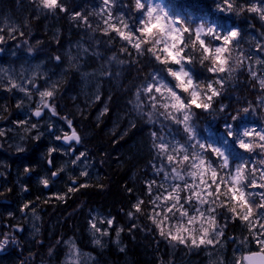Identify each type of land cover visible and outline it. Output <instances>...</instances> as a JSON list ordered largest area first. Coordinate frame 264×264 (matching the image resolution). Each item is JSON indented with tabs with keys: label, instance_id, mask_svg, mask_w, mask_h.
<instances>
[{
	"label": "trees",
	"instance_id": "16d2710c",
	"mask_svg": "<svg viewBox=\"0 0 264 264\" xmlns=\"http://www.w3.org/2000/svg\"><path fill=\"white\" fill-rule=\"evenodd\" d=\"M160 1L167 7L172 17L186 22L185 26H191V29L203 24L205 28L208 26L217 28L220 34H226L228 30L233 28L239 30L240 48L238 51H232V56L235 58L238 56V52H243L244 57L248 58L243 60V63L234 73L235 79L225 81L224 91L219 97L214 98L215 103L213 105L217 110L220 104H227L228 107L223 114L217 112L216 116H210L203 110L193 108V111L197 113L193 123L197 125L199 137L205 144H212L214 147H220L225 151V155L230 160V169L234 170L235 166L241 161L259 168L260 165L255 163L259 157H256L254 153L249 154L240 149L236 143V137L245 127H254L257 131L264 128V89H261L259 85V79L264 78V63L256 64L257 59L264 61V50H257L264 45V22L259 19L257 14L247 11L242 12L240 15H236L235 11H219L221 0ZM250 2L251 0H235V5L237 7L247 6ZM257 2H264V0H257ZM64 3L66 7H72L80 12V15L86 18L90 25H94L93 28H104V25L95 14L88 13L76 3ZM35 9V7L32 8V10ZM113 10L119 13V16L124 17L133 31L141 27L140 20L144 18L135 10L134 0H127L122 4L113 2ZM20 12L26 11L20 10L18 13ZM30 22L33 23L32 19L29 20ZM116 23L118 24V21ZM187 37L188 34L186 33L185 43H187ZM77 38L86 41L88 36H77ZM63 40H65L64 37ZM213 43L219 44L220 42L214 41ZM236 43L237 41H233L229 46L230 50L234 48ZM121 45L127 46L126 42L121 41L116 49L121 58L127 61L130 72H140L137 81L131 79L133 77H130V74L128 75L129 70L126 69L120 72L121 78L103 79L100 86L93 85L87 89L88 91L81 88L69 89L60 84L57 97L54 100L57 111L60 116H67L73 121V126L77 128L78 133L81 135V149L94 155L96 168L99 172L96 173V176L90 178L87 189L81 188L75 194H70L67 199L59 201V204L62 206V203L67 204L70 202L75 209L76 205L82 206L79 203L81 202L84 204V208L95 207L101 209L107 215L113 214L117 219L124 220L127 218L126 223L131 226H136L135 224L139 223L140 227L143 226L142 228L153 226L157 229L156 225L148 218V213L152 210L149 200L158 192L161 193L162 188L159 186L162 183L167 182L166 187H169L168 183L171 179L165 181L163 173L158 174V169L164 167L167 170L174 165H168L165 155L153 147L151 133L153 131L157 132V140H159L161 134L168 135L175 143L179 142L185 147L190 142H187L186 134L183 133L180 125H175L171 121L166 122L167 126L161 133L159 125L145 122L147 117L140 113L136 107L137 103L147 104L148 97L145 93L141 92L140 102H137L134 97L131 104L128 100L125 101L124 97L115 98L114 87L121 90L124 84L133 93V86H140L141 88L149 82H153L152 74L157 71L161 72V75L170 85L175 84V81L162 71L164 66L157 64L151 54L146 53L144 56H139L130 46H128V53H124L120 51ZM148 46L144 45L145 48ZM195 55L199 57L198 52ZM249 65L252 72L256 73L255 79L248 71ZM208 66H210L209 61L204 62L203 66L199 63L189 66L195 74L197 83L206 85L218 78L207 71ZM169 67L175 66L169 65ZM224 75L226 76L227 73ZM215 86L219 88V85ZM175 90L182 97L186 96L180 90ZM82 91L85 93L83 94ZM95 92L105 94L106 98L94 100L93 93ZM125 98L131 100L133 96L130 92H127ZM106 107L107 112L104 111ZM244 107H248L249 112L247 114L240 113L239 118L233 120L232 116L237 115L238 110ZM253 108L255 114H253ZM102 109L103 118L96 120L94 117L95 112ZM0 110L6 112L7 107ZM145 111H148V107L145 108ZM60 116H57L59 120L61 119ZM228 124L232 125L234 136H228ZM204 155L212 163V166L217 168L219 176H224L227 179L226 173L229 169L219 168L221 159L211 151L204 152ZM56 159L58 158L52 156L54 165ZM185 169H187V165H185ZM185 169H181L184 174H186ZM153 181L155 183L150 197L147 194L146 185ZM138 199L145 202L142 206L143 211L134 213L130 219L127 213L132 210V206ZM221 199H224V197H221ZM181 202H184L183 196H181ZM167 203H171V201ZM193 205V202L192 205H185L190 214L193 212ZM163 206L162 204L161 208ZM160 210L157 209V211ZM215 215L217 216L218 226H221L224 232L223 237L228 240L230 245H234L238 237L242 240L245 238L250 240L246 251L245 247L243 249L241 246L236 247L239 259L246 252L257 249V239L248 231L246 224L241 223L239 220L233 221L230 219L231 213H228L224 208H217ZM179 217L178 213L174 217L169 214L165 227H167V224L178 223ZM78 226L79 228L83 227L82 221L78 223ZM115 226L116 228L129 229L120 224ZM255 231L258 235L260 231L258 225ZM75 232L80 233L77 229H75ZM80 236H82L81 233ZM134 236L123 253L111 254L110 256L106 253L102 256V262L104 264H180L185 260L199 258V253L202 250L200 248L190 251L186 246L184 248L179 245L173 246L159 235L158 229L147 236H141L139 232ZM143 238H146V241ZM141 242H146V244L141 245ZM60 248L59 243L48 246L47 249L58 254Z\"/></svg>",
	"mask_w": 264,
	"mask_h": 264
},
{
	"label": "bare ground",
	"instance_id": "6f19581e",
	"mask_svg": "<svg viewBox=\"0 0 264 264\" xmlns=\"http://www.w3.org/2000/svg\"><path fill=\"white\" fill-rule=\"evenodd\" d=\"M125 1L127 0H114L120 4ZM63 2L82 6L88 13L95 14L104 25L103 20L107 16L104 10L107 6L103 4V0H63ZM161 5H163L162 2ZM34 7L36 9L32 10ZM67 9L68 12H57L56 15H52L47 10L40 8L36 0H0V35L4 36V41L0 43V52L3 51L0 64L2 66L10 64V52L14 55L17 54L15 55L16 60L30 57L32 61L39 62L43 66L41 73L43 78L51 74L56 77L59 83L69 89H86L83 83L89 84V80L83 79V74L91 73L96 69L102 70L104 79L121 78L120 72L129 70L127 61L121 58L116 49L121 40L116 37L115 33L105 36L102 34L103 29L93 28L94 25L89 27L90 23L84 24L80 20H73L71 15L80 14V12L72 7H67ZM165 9L168 11L167 7ZM20 10H25L27 13H18ZM110 10L113 22H116L119 13L113 10V4ZM138 12L144 18L143 12ZM31 19L33 23H29ZM11 25H16V29H10ZM77 36H88V39L85 41L78 39ZM27 38L32 41L31 46H26L24 41ZM111 39H115V43L110 42ZM21 40H23V44ZM29 49L32 51L29 52ZM63 52L66 54L63 55ZM75 55H78V58H74ZM113 55L117 57V60L122 59L126 63L121 64L111 60ZM57 56L61 58L59 61L55 59ZM139 74L138 71H128V75L133 77L131 79L134 81L139 79ZM103 77L97 80L98 86L103 83ZM2 88L0 87V108L11 107L15 98L12 92L5 93ZM138 89L140 86H133V94L123 84V89L114 87L113 92L115 98L124 97L125 101L128 100L131 104ZM127 92L132 94L131 100L125 98ZM82 93L85 92L82 91ZM96 94L99 95V100L106 98L105 94L95 93V97ZM103 116L101 111H96L94 114L96 120H101ZM18 122L11 120L10 113L0 114V128L5 130V135L0 137V180L9 185L0 187V243L8 241L4 248L8 255L17 258L14 264H63L62 259L67 250L71 248L70 245L74 244L77 248L91 247L89 221L92 220L96 212L101 213L103 218H115V223L110 229L111 236L108 238L110 247L98 254L101 262L102 256L106 253L109 256L123 253L137 232L141 236H147L157 230L153 226L142 228L143 226L140 227L139 223H136V226H131L126 223L127 218L117 219L113 214L107 215L95 207L84 208V204L81 202L79 203L82 206L76 205L75 209L70 202L62 203L61 206L59 201L62 200L56 199L58 195H64L67 199L70 194H75L67 191L69 186H76L72 184V180H75L77 185L89 183L90 178L81 177L79 173L82 170L81 163L85 160L86 166L92 165L96 168L94 155L84 150L86 155L74 165L71 161L78 154L77 151H70L74 144L69 145L55 140L51 136L54 126H52V131H49L50 134H40L39 139H33L32 137L36 136L37 131L26 132L22 127H18ZM63 131H68L70 134V130L64 127L58 129L56 135H62ZM20 147L23 148V151L18 150ZM51 147H56L58 151L52 153L50 157L48 150ZM65 150H68L66 154ZM52 156L60 161L56 159V164L50 166L48 160H52ZM61 166L64 167V172L60 173L58 177L50 178L51 171L58 170ZM33 168L35 170H32ZM25 169L29 171L26 172ZM44 178H50L47 188L40 182ZM6 203H9L7 206L12 204L18 212L14 210L9 213L5 208ZM25 204H28L29 207L25 208ZM26 212L29 213L26 215ZM29 214L34 215L33 221L26 223ZM99 219L96 218L98 225ZM81 221L83 227L79 228L78 223ZM116 224L129 228L123 229L119 238L115 235ZM75 229L80 231L82 236L80 233H76ZM62 233L64 234L61 235ZM143 240L146 241V238ZM59 243L62 253L56 254L51 251L49 254L48 246ZM140 244L144 245L146 242ZM95 252L97 251L95 250ZM1 257L0 253V261ZM97 263L99 262L97 261Z\"/></svg>",
	"mask_w": 264,
	"mask_h": 264
},
{
	"label": "snow or ice",
	"instance_id": "6c2138e0",
	"mask_svg": "<svg viewBox=\"0 0 264 264\" xmlns=\"http://www.w3.org/2000/svg\"><path fill=\"white\" fill-rule=\"evenodd\" d=\"M113 2L114 0H103V4L107 6L105 9L107 16L103 20L104 28L102 34L110 36L111 33H115L119 40L126 42L127 46L121 45V52L128 53V46H130L139 56H144L146 53L152 54L155 34L147 30V22L140 28L135 29V31L130 28L123 16L116 17L118 24L113 22V15L110 10ZM138 6L144 9L143 14L146 12L149 16L152 15L148 5L142 2V0ZM39 7L47 10V12L52 15H56L57 12H68L63 0H40ZM219 11H235L236 15H240L242 12L247 11L257 14L259 19L264 22V2H257V0H251L247 6L239 7L235 5V0H221ZM165 15L169 16L170 14L165 12ZM71 18L73 20H80L84 24L88 23L87 19L80 14H72ZM171 18L175 25L174 30H178L177 34L180 36V39L177 42L178 58L167 61L168 65L175 66L169 67L168 75L185 81H188L189 77H192L194 79L191 80V87H197L195 74L189 66H193L195 63L201 64V62L211 61L210 66L207 67V71L218 77L214 80V83L212 81L205 85L209 93L206 99L211 100L213 97L219 95L218 89L224 88L225 81L235 79L234 73H236L238 67L243 63V60L248 58L244 57L243 52H238V56L235 58L232 56V51H238L240 48V43L238 41L240 32L238 29L233 28L228 30L226 34H220L217 28L212 26H208L205 31V26L203 24H201L197 30L193 31L190 27L185 26L186 22L174 17ZM181 25H184V27H181ZM89 27H91V25H89ZM186 33L188 34L187 43H185ZM209 37L211 39H206ZM3 40L4 36L0 35V43H2ZM214 41H219L220 43L214 44ZM233 41H237V43L234 48L230 50L229 46ZM110 42L115 43V39H111ZM144 45L149 46L145 48ZM196 48L200 49L199 57L195 55ZM189 49H191V51H189ZM257 50H264V45ZM85 51H87V49H85ZM155 51H161V49L157 48ZM55 59L59 61L61 58L57 56ZM111 60L123 64V61L117 60L115 55L111 57ZM262 63H264V61L260 59L256 60L257 65ZM217 65H219V68H217ZM4 71L5 70L0 69V73ZM248 71L255 79L256 73L252 72L250 65ZM225 73H227L226 76L224 75ZM35 77L36 74L34 72L32 79L27 80L26 83L35 87ZM58 84L59 82L54 81L47 84L44 90L37 89L39 101L36 104L35 110L31 113L33 117L37 118L35 122L29 123L28 120L18 122V126L22 127L26 132L29 130H37L36 136L32 137L33 139L40 138V133L38 131L39 118L45 114L44 110H47V113H49L51 117L60 115L54 103V97L59 91ZM153 85H156V81L154 80ZM215 85H219V88ZM259 85L261 89H264V78L259 79ZM0 87H4L5 90L9 92L16 89L25 93L29 100L32 98L31 90L26 88L23 82L18 84L12 77H8L6 85L0 81ZM144 87L148 93H151L153 91L160 92L163 85L150 87L146 84ZM181 87L182 92L189 91L188 88ZM175 89L176 85L174 84L172 87L168 88V91L175 96L181 104H184L186 101L181 95L176 93ZM137 95L141 97V93H137ZM99 98V95H97L96 99L99 100ZM16 107L20 108L21 104L18 103ZM137 107H139V103H137ZM104 111H108L107 107ZM245 111L248 113L249 109L246 107ZM60 118L65 121L67 128L70 130V134L68 131H63L62 135L54 134L55 140L62 141L69 145L75 142L76 145H79L81 143V135L78 134L77 128L73 126V121L67 116H61ZM184 119L186 120L187 117H184ZM48 130L52 131L51 124H49ZM4 135L5 130L0 128V137ZM231 135L234 136V133ZM243 135L249 137V139L247 141L241 140L239 148L243 149L246 153H254L256 157H259L255 163L259 164L260 167L257 168L249 165L245 161H241L235 166L234 170H232L230 169L229 157L225 156L224 160H221L219 168L229 169L226 173L227 179H225L224 176H219L217 168L213 167L210 161L201 158V156H203L202 152L196 153L192 151L190 153L189 149H192L191 144L186 147L187 151H185V147H181V144L177 142L175 145L171 146V155H165L168 165L174 166L167 170H165L164 167H160L158 169V174L163 173L165 181L169 179L172 181H183V189L189 190V194L184 197V202L182 203L180 193L183 189L181 184H171L170 190L161 184L159 187L164 189V194L158 192L149 200V204L152 205V210L148 213V218L156 225L159 230V235L167 239L173 246L179 244L190 248H200L202 246L208 247L220 244V238L223 237L224 232L222 228L218 226L215 213L217 208H224L228 213H231L230 219L233 221L239 220L241 223L246 224L248 231L257 239V249L242 255L239 264H264V128H261L259 131L256 129L251 132L245 131ZM165 145L167 147H165ZM153 147L160 151L169 152L170 144L159 138V140L153 141ZM197 147L201 146L197 145ZM203 148L207 149L208 145L204 144ZM18 150L23 151V148L20 147ZM57 151L58 149L56 147H51L48 150V154L51 157L52 153ZM67 151L68 150H65V154ZM70 151L76 152L77 150L73 147ZM211 152L217 157L221 156L220 150L215 147L211 149ZM85 155L86 153L79 152L72 159L71 163L75 165L77 161H81ZM48 164L52 166L53 161L49 159ZM185 165H187V169H185ZM174 169H179L180 176L184 178L178 179ZM181 169H185L186 175L191 177L193 181L198 178L199 183L186 181L185 174H182ZM64 170V167H60L58 170L51 171L50 178L58 177ZM25 171L27 172L29 170L25 169ZM79 175L81 177H88L89 173L85 169L82 170ZM50 178H44L40 181L45 188L49 186ZM154 183L155 181L146 185L147 194L150 197L152 195ZM72 184L76 186H69L67 189L68 193H75L81 188L87 189L89 187L87 183H80L77 185L75 180H72ZM221 197H224V199H221ZM65 198L64 195H58L56 197V199L59 200H64ZM193 200L196 201V205L198 206L193 205L192 210L195 214L190 215L185 205H192ZM169 201H171V203H167ZM144 203V200L138 199L132 206V210L127 213L128 217L131 219L134 213L142 212V205H144ZM162 204L164 206L161 208ZM204 205H208V207L205 208ZM24 207L28 208L29 205L25 204ZM158 208L161 210L157 211ZM177 213L180 217L187 218L186 223L178 224L175 227H165V222L169 219V214L174 217ZM114 223L115 218H100L99 225L101 226H98L96 218H93L89 221V228L94 237H96L97 233H99L100 236H109L110 229ZM197 225H199V227H196ZM257 225L260 229L258 235L255 231ZM122 231L123 228L118 227L116 229L115 235L117 238H119ZM7 242L8 241L5 240L0 243V250L3 249V245L7 244ZM94 243L101 245V239L98 237L95 238ZM70 247L73 251L69 254V259L66 261V264H78L77 258L80 255L79 250L75 248L74 244L70 245ZM121 251H123V249H121ZM211 264H215V261H212Z\"/></svg>",
	"mask_w": 264,
	"mask_h": 264
},
{
	"label": "clouds",
	"instance_id": "9594fccd",
	"mask_svg": "<svg viewBox=\"0 0 264 264\" xmlns=\"http://www.w3.org/2000/svg\"><path fill=\"white\" fill-rule=\"evenodd\" d=\"M141 0H134V7L136 11H142L144 12V9L139 7ZM40 3V0H38V4ZM148 8L149 11H151L152 15L149 16L148 13H144V19L140 20V25L143 26L147 22L148 24V31H151L154 33V39L155 43L153 44V51L151 54V57H154V60L157 64L163 65V72L166 73L168 77H171L172 80L175 81L176 89L180 90L182 92L183 88H188L189 91L183 92L186 94L183 99L186 101L184 104H181L180 101L176 99L175 96H173L169 91L168 88L172 87L168 82H166L163 75H161V72L157 71L152 74V80L156 81V85H153V82H149L148 86L155 87L157 85H163V88L160 92H151L148 93L144 86H142L140 89H138L135 93V99L137 102H140L141 97L137 95V93H145L148 97L147 104L139 103V107H137L138 111L142 113L144 116L147 117L146 123L148 124H156L159 125L161 128V133H163L164 128L167 126L166 122L171 121L175 125L182 126V131L184 134H186L187 142H190L192 145V149L196 153L201 152H208L211 151V149L214 147L212 144H207L208 148L204 149L203 145L205 142L202 141V139L199 137V134L197 132V125L193 123L195 120L197 113L193 111V108L203 110V112L208 113L210 116H216L217 112L219 114H223L225 112V109L228 107L227 104H220L219 108H215L213 105L215 103L214 98L219 97L223 91V89H218L219 95L213 97L211 100L206 99V97L209 95L207 88L203 83H197V87H191V80L194 79L192 77H189L188 81H185L183 79L172 77L168 75L169 72V65L167 61L178 58V40L180 39V36L177 34L178 30L175 29V25L172 21V16H166L165 12L169 13L163 5L160 4H153L151 0L148 2ZM170 14V13H169ZM200 26V25H199ZM199 26L192 29L193 31L197 30ZM181 27H184V25H181ZM191 27V26H188ZM140 28V27H139ZM207 28H205V31ZM4 41V40H3ZM161 49V51H155V49ZM32 50L29 49V52ZM196 52H200L199 48L195 49ZM211 63V61H209ZM123 63H126V61H123ZM204 63L201 62V66H203ZM217 68H219V65H217ZM183 71V70H182ZM210 73V72H209ZM214 83V81H213ZM178 94V92L176 91ZM179 95V94H178ZM148 107V111H145V108ZM245 108H241L238 110L237 115L232 116L233 120H236L239 118L240 113L247 114L245 111ZM248 108V107H247ZM249 109V108H248ZM253 114H255V109H252ZM184 117H187L185 120ZM227 119V117H225ZM228 136H232V125L228 124ZM255 128L254 127H245L242 131L239 132V135L236 137V143L239 147V144L241 140L247 141L249 137H245L243 133L245 131L251 132ZM169 130H171L169 128ZM157 132L153 131L151 133V137L153 141L157 140ZM159 138L165 140V135L161 134ZM197 145H200L201 147H197ZM165 147H167L165 145ZM181 147H185L184 145H181ZM220 150L221 156L219 157L221 160H224L225 151L221 149L220 147H215ZM159 150V149H158ZM160 151V150H159ZM185 151H187V148L185 147ZM163 155H171L170 152H164L160 151ZM202 159H205L204 156H201ZM174 172L177 175L178 179H183L184 177L180 176L179 169H174ZM6 244L3 245V248ZM51 254V251L49 252Z\"/></svg>",
	"mask_w": 264,
	"mask_h": 264
},
{
	"label": "rangeland",
	"instance_id": "374dc122",
	"mask_svg": "<svg viewBox=\"0 0 264 264\" xmlns=\"http://www.w3.org/2000/svg\"><path fill=\"white\" fill-rule=\"evenodd\" d=\"M36 1H38V0H36ZM142 2H145L147 5L149 0H142ZM151 2L153 4H160L161 5V2L159 0H151ZM105 14L107 15L106 11H105ZM9 28L14 30V29H16V25H11V26H9ZM21 42L23 44V40H21ZM24 42H25L26 46L32 45V41L30 39L25 40ZM65 54L66 53L63 52V55H65ZM15 55H17V54H15ZM15 55L12 54V52H10V54H9V57L11 58L10 64L7 63L6 66H2L0 64V69L5 70L3 73H0V81H2L6 85L8 77H12L18 84L23 82L24 86L31 90L32 98L29 100L28 97L25 95V93H22L16 89H13L11 92H12L13 97L15 98V102L12 101L13 105L11 106V108L7 107L6 112L10 113L12 117L16 118L12 121H19V119H20L21 121L28 120L29 123H32V122L36 121V118L33 117L31 115V113H32V111L35 110L36 104L39 101L37 89L44 90V88L47 84H50L51 82H54V81H56V82H58V81L56 80V77H53L51 74H49L48 76L43 78L44 76L43 75L41 76V73L43 72V66L39 62L32 61L30 57H26L23 60H19V59L16 60ZM1 57L3 58V51L0 52V58ZM74 58H78V55H75ZM0 62H1V60H0ZM34 72L36 74L35 81H34L35 87L26 83L27 80L32 79ZM103 75H104V73L102 72V70H99V69H96L91 73L90 72L84 73L83 79L89 80V84L83 83L85 85V88L88 89V88L92 87L93 85H97V80H100L103 77ZM92 76H93V78H92ZM103 79H104V77H103ZM60 84L61 83L58 84V87H60ZM2 89L4 90L5 93L9 92V91H6L4 87ZM86 89H82V90H86ZM86 91H88V90H86ZM95 93H93V97H94V100H97V99H95L96 98ZM56 97H57V94L55 95L54 100L56 99ZM18 103L21 104L20 108L16 107V105ZM44 112H45V114L43 115V117L39 118L38 131L41 135L50 134V132L48 130L49 124L54 126L55 134L58 133V129H60V128L63 129L64 127L65 128L67 127V125L63 119L59 120L57 117H51L50 114L47 113V110H44ZM101 112H103V109L101 110ZM46 114H47V116H46ZM30 131L36 132L37 130H30ZM53 137H54V135H53ZM165 137H166L165 141L169 142V144H170L169 152H171V146L175 145L176 143L172 140V138L170 136L165 135ZM74 147L77 150V153L84 152V150H82L80 146H74ZM192 151H194V150L189 149L190 153ZM202 154H203L205 160L208 161L204 155V152H202ZM85 158H87V157H85ZM81 167H82V170L86 169L88 171V173H89L88 178H92V177L96 176V173H97L96 169L92 165L86 166V160L81 163ZM182 174H184V173L182 172ZM65 177L66 178H72L71 176H65ZM185 180L188 182H193V183H197V184L199 183L198 178L195 181H193L192 178L188 177L186 174H185ZM173 183L181 184L182 189H183V184H184L183 181H172V180H170L168 183L169 187H166L167 182L162 183V184L164 185L165 188L170 190V185ZM209 183H210V181H209ZM160 194H164V189H162ZM187 194H189V190L183 189L181 191L180 195L183 196V200ZM193 203L195 206H198V205H196L195 200H193ZM204 207L207 208L208 205H204ZM193 214H195V213L192 212L190 215H193ZM33 216H34L33 214H29L28 218L26 219V223L32 222ZM93 218H103V215L101 213L96 212V213H94ZM179 219L180 220H178V223L174 222L170 225L167 224V227L168 226L175 227L178 224L186 223V220H187L186 217H182V218L179 217ZM98 226H101V225H98ZM196 227H199V225H197ZM219 227L222 228L221 226H219ZM110 236H111L110 234H109V236H100V234L97 233L96 237H94L92 235V232H91V235H90V239L92 242L91 247L90 246H89V248H77V247H75L76 249L79 250V253H80L79 257L77 258L78 264H104L103 262L99 261L98 254L104 252L106 249H108L110 247V246H108V243H109L108 238ZM97 237L101 239V245H97L94 243V239ZM249 242H250V240L247 238L242 240L241 238L238 237L237 240L235 241L234 245H230L228 243L227 239H225L224 237H221L220 238V244H217L215 246H208V247L202 246V247H200V248H202V250L199 253V255H200L199 258H197V259L192 258L189 260H185L184 262H182L180 264H211L212 261H215V264H239L240 259L237 255L236 247L241 246L242 249H243V247H245V251H246L247 246H249ZM109 245H110V243H109ZM176 245H179V244H176ZM179 246L182 248L185 247L184 245H179ZM200 248L188 247L187 249L192 251V249H200ZM65 249H66V247H65ZM61 250H62V247H61ZM95 250L97 252H95ZM72 251L73 250L71 248L69 250H67L65 257L62 259L63 264H66V261L69 259V254ZM61 253H62V251H61ZM97 261L99 263H97Z\"/></svg>",
	"mask_w": 264,
	"mask_h": 264
},
{
	"label": "flooded vegetation",
	"instance_id": "af4514ba",
	"mask_svg": "<svg viewBox=\"0 0 264 264\" xmlns=\"http://www.w3.org/2000/svg\"><path fill=\"white\" fill-rule=\"evenodd\" d=\"M2 186H9V185H7L3 180H0V187H2ZM14 189L17 190V188H14ZM8 204H9V203H6V204H5V208H6V210H7L9 213H11V211H14V210L17 211V209L14 208V206H13L12 204H10L9 206H7ZM21 210H22V208H21ZM17 212H18V211H17ZM27 214H28V212H26V215H27ZM22 215H23V214H22ZM0 253L2 254L0 264H14V261L17 259V258H15V257L12 256V255H8V254L6 253V251H5V248H3L2 250H0Z\"/></svg>",
	"mask_w": 264,
	"mask_h": 264
},
{
	"label": "water",
	"instance_id": "95a60500",
	"mask_svg": "<svg viewBox=\"0 0 264 264\" xmlns=\"http://www.w3.org/2000/svg\"><path fill=\"white\" fill-rule=\"evenodd\" d=\"M72 144H75V142H73Z\"/></svg>",
	"mask_w": 264,
	"mask_h": 264
}]
</instances>
